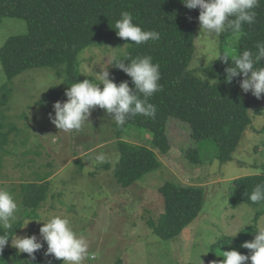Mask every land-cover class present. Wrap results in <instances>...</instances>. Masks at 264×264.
<instances>
[{
	"label": "rangeland",
	"instance_id": "rangeland-1",
	"mask_svg": "<svg viewBox=\"0 0 264 264\" xmlns=\"http://www.w3.org/2000/svg\"><path fill=\"white\" fill-rule=\"evenodd\" d=\"M25 30L24 20L1 19L0 46L8 36ZM199 32L197 22L189 69L201 80L213 83L204 67L219 56L221 38ZM101 41L79 54L81 78L96 84L100 83L97 74L105 69L110 74L113 60L124 50L123 44ZM234 42L233 37L226 38L229 53L235 49ZM56 71L53 67L34 68L8 80L0 63V189L9 191L18 205L11 225L19 220L22 224L15 236L35 234L42 241V222L60 215L67 217L74 231L89 242L83 264H219L224 251L249 253L241 245L252 241L264 222V205L241 202L231 206L230 200L235 178L264 174V94L257 99L239 87L249 104L251 123L229 161L220 163L215 158L213 141L203 143L199 164L187 160L186 152L196 146L190 128L170 118L166 126L170 150L159 153L161 166L124 188L117 184L112 169L104 167L112 168L118 158L116 123L104 109L94 108L81 129L68 133L50 122L54 102L43 95L51 89H62L65 83ZM151 137L146 129L133 126L122 135L127 142L155 150ZM101 153L106 156L103 163L96 160ZM43 181L48 182V188L39 207H24L22 185ZM166 181L204 190L198 216L178 236L167 240L147 223L162 211L158 188ZM229 228L239 233L233 237L226 231ZM8 246L18 251L11 247V241Z\"/></svg>",
	"mask_w": 264,
	"mask_h": 264
},
{
	"label": "trees",
	"instance_id": "trees-1",
	"mask_svg": "<svg viewBox=\"0 0 264 264\" xmlns=\"http://www.w3.org/2000/svg\"><path fill=\"white\" fill-rule=\"evenodd\" d=\"M123 11L130 12L133 22L142 30L158 31L160 39L136 45L119 38L114 25ZM254 11L255 22L243 24L238 35L225 31L219 36V55L229 53L226 43L229 36L235 39L233 52L237 50V54L243 50L256 52L255 45L264 42V0H260ZM198 16V8L188 9L181 0H0V20L18 18L26 24L25 32L8 36L0 46V63L8 80L29 69H57V75L64 77V87L57 91L51 89L43 95L44 99L56 102L67 99L65 90L84 80L79 71V54L90 45L106 39L123 45L128 43L115 60L125 64L129 63V58L151 56L153 63L160 65L159 83L163 86L162 91L149 98L157 108L155 119L138 114L129 117L123 126L116 124L118 158L112 168L104 166L112 169L117 184L125 188L161 166L159 153L166 154L170 150L166 133L170 118L188 124L196 146L188 149L185 158L194 164L201 162L200 151L205 141L215 143V158L220 163L229 161L243 131L251 123L249 104L239 90L243 77L233 78L232 83L225 82V69L231 66V60L223 63L216 58L204 67L215 79L213 83L201 80L189 69ZM260 64L264 66V60ZM113 78L117 84L127 80L129 86L134 87L131 78L114 65L110 71V79ZM132 126L151 133V145L155 150L122 139L123 133ZM262 183L264 174L235 178L230 205L241 202L264 205V201L253 203L248 198L255 186ZM47 188V181L22 185L24 207L38 208ZM158 192L163 202L162 211L156 220L147 223L160 238L172 239L198 216L204 190L196 185L166 181ZM21 224L19 220L10 229L0 226V235L7 232L13 237ZM40 242L44 246L35 253L34 261L27 253H19L8 244L0 253V264H62L46 256L47 244L43 240Z\"/></svg>",
	"mask_w": 264,
	"mask_h": 264
},
{
	"label": "clouds",
	"instance_id": "clouds-1",
	"mask_svg": "<svg viewBox=\"0 0 264 264\" xmlns=\"http://www.w3.org/2000/svg\"><path fill=\"white\" fill-rule=\"evenodd\" d=\"M188 9H199L198 22L200 33L208 37H218L225 31H231L238 35L243 24H253L256 18L255 8L260 0H181ZM114 29L116 35L125 40L141 45L149 41H158L160 34L155 30H142L133 22V16L128 11H123L116 20ZM128 44L125 43L124 46ZM256 52L243 50L237 54V50L231 54L224 53L217 57L223 63L231 60V66L225 69L226 83H232L233 78L242 76L239 87L244 93L251 92L257 99L264 94V66L260 61L264 60V42L255 45ZM129 63L113 60V65L122 70L131 78L134 87L129 86L125 80L119 84L110 79L107 69L97 74L99 84L85 79L76 82L65 90L66 101L53 103V111L49 113L50 122L62 132L68 133L81 129L82 125L89 121L91 111L99 107L104 109L111 120L117 126H123L129 117L143 115L155 119L157 108L149 102L155 93L162 91L160 65L153 63L151 56L129 58ZM215 81V79L211 80ZM97 162L106 161V156L101 153L96 157ZM253 203L264 201V183L257 184L248 197ZM18 205L12 194L0 189V226L4 229L11 228ZM25 223L24 227L27 226ZM235 237L239 231L229 228ZM43 242H46V256H52L62 264H83L88 255L89 242L78 235L67 217L55 215L42 222L39 229ZM11 238V247L19 253H27L31 260H35V253L44 244L35 234L31 236L10 237L7 232L0 235V253L3 252ZM242 248L248 249V254H241L237 250L224 251V259L219 264H264V222L255 232L252 241L244 242ZM216 264V262H213Z\"/></svg>",
	"mask_w": 264,
	"mask_h": 264
}]
</instances>
